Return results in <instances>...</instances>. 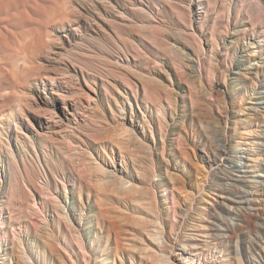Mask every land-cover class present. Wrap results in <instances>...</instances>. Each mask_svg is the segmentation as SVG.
Returning a JSON list of instances; mask_svg holds the SVG:
<instances>
[{
	"label": "rangeland",
	"instance_id": "rangeland-1",
	"mask_svg": "<svg viewBox=\"0 0 264 264\" xmlns=\"http://www.w3.org/2000/svg\"><path fill=\"white\" fill-rule=\"evenodd\" d=\"M263 30L264 0H0V221L27 227L24 248L32 254V246L37 252L44 247L42 264H62L54 252L67 264H82L51 204L45 214L56 241H40L31 226L33 205L49 204L53 194L54 206L64 204L78 223L72 203L82 188L96 218L100 203L116 214L144 215L113 183L108 192L97 185L96 162L107 160L104 151L135 181L138 196L148 186V171L162 185L163 172L175 165L200 180V165L207 167L203 148H213L217 133L244 151V132L261 137L264 129ZM91 96L98 98L93 110ZM125 119L136 122L141 138L132 141L128 169L116 146ZM65 138L75 140L78 151L65 153ZM142 145L152 148L153 164ZM120 225L134 233V224Z\"/></svg>",
	"mask_w": 264,
	"mask_h": 264
},
{
	"label": "bare ground",
	"instance_id": "bare-ground-1",
	"mask_svg": "<svg viewBox=\"0 0 264 264\" xmlns=\"http://www.w3.org/2000/svg\"><path fill=\"white\" fill-rule=\"evenodd\" d=\"M97 99L93 96L90 97L87 101L89 109L93 110L97 106ZM126 99L123 96L125 102ZM259 104H264V102ZM122 108L120 106V109ZM170 108L174 109L171 106ZM251 110L260 111L258 107L251 108ZM65 111L67 114L73 115L72 109L67 106ZM28 121L29 125L33 127L32 122ZM51 123H55L54 120H48L46 124L49 126ZM135 123L133 120L125 119L120 124V129L117 130L119 138L116 140V146L121 159L120 165L121 162L126 164L127 169V159L131 157L129 154L133 153L132 141L140 143L141 139L136 135L137 133H134ZM48 126L45 128L52 131V128ZM40 132L38 131V134L42 136ZM56 133L59 134V132ZM260 134H262L261 137H256L259 134L251 129L244 132L247 148L243 151L237 142L234 143L237 140L229 141L223 131L217 133L212 139L216 143L213 144V148H208L209 150L203 148L205 155L203 160L209 168L200 165V172H205L203 176L201 175L200 180L193 181L190 171L179 169L175 165L173 171L166 168L163 172L165 184L162 185L156 183L155 181L159 178L153 179V174L148 171L144 176L148 186L139 193V196L136 195L138 190L135 181L124 176L123 169L116 166L114 157L111 156V158L104 151L107 160L103 161L104 164L96 162V169L101 176L97 185L102 186L104 192H108V189L113 187L110 186V183H113L116 194L124 200L132 201L140 209L143 208L145 214L137 217L134 213V215L116 214L105 204L100 203L101 218H96L90 211V206H92L90 197L87 201L83 200V189L81 188L79 200L72 203L73 213L78 215V223L66 212L68 209L64 204L59 202L57 206H54V200L57 197L49 194L47 195L49 204L34 203L35 218L31 221V226L35 231L41 232L40 241L45 245L53 244L52 242L56 241L45 214L51 204L53 213L62 221L64 228L70 230V244L77 249L82 264H264V142H257V138L264 139V129ZM23 135L25 138H29L24 133ZM61 140L67 142L64 144L65 153L71 154L78 151L79 145L75 140L71 138ZM181 140H183L182 137ZM183 141H180V147H182ZM257 143L261 145L259 149L256 147ZM228 144L231 145V151ZM142 149L145 150L149 163L153 164L152 148L142 145ZM94 152L95 150H93ZM137 159L133 158L132 163L137 173H140L141 171L136 165ZM84 168L86 169V167ZM89 174L85 175L88 178V183ZM155 176L158 177V174ZM64 190L65 193L68 192L66 186ZM159 192L162 193L161 197H159ZM169 200H171V205ZM124 222L134 224V233L129 229L122 230L120 223ZM27 230V227L24 229L21 225L18 228L16 226L9 227L5 220L0 221V264H42L46 261L47 255L44 247L37 252L36 247L32 246L30 250L32 254H29L28 250L24 248L21 236ZM2 249L4 252L1 254ZM54 253L62 264H67L58 252Z\"/></svg>",
	"mask_w": 264,
	"mask_h": 264
}]
</instances>
